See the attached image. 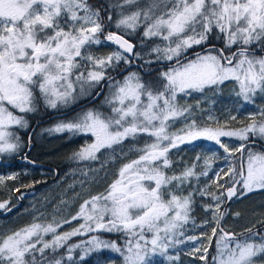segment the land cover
Instances as JSON below:
<instances>
[{
	"label": "snow or ice",
	"instance_id": "snow-or-ice-1",
	"mask_svg": "<svg viewBox=\"0 0 264 264\" xmlns=\"http://www.w3.org/2000/svg\"><path fill=\"white\" fill-rule=\"evenodd\" d=\"M125 6L135 10L126 14ZM107 7L121 9L114 21L119 32L105 34V17L88 0H0V154L19 151L20 138L8 129H27L26 115L36 113L41 102L47 109H69L81 98L92 96L94 87L105 79L109 83V94L104 98L108 112L82 109L48 131L92 137V142L71 158L100 161L101 169L131 152L137 154L122 163L105 193L92 196L80 206L72 217L84 219L79 228L60 235V225L32 224L0 235V264H62V258L48 256L46 250L55 252L73 236L101 231L122 233L125 242L121 245L92 236L85 242V255L103 250L117 254L107 258L109 264H116L117 259L120 264H154L156 256L178 260V256L168 255V250L184 242L177 237L183 236L181 229L191 219L196 192L189 190L191 181L208 174H197L196 163L175 170L171 154L183 144L207 140L224 153L241 154L239 173L234 167L226 173L232 183L226 189L229 200L237 195V184L245 190L241 195L264 189V150H254L258 141L264 144V108L250 114V122L243 128L227 130L200 126L195 118L189 122L193 107L181 106L177 100L178 94L203 93L227 80L238 83L237 96L246 103L264 94V55H257L258 51L264 53V0H121ZM106 20L113 22L111 11ZM142 25L144 38L165 42L151 49L149 55L154 53L155 60L135 52V45L125 38ZM214 32L217 38H224L225 49L236 47L230 56L220 49L218 54L197 53L195 59L181 63L189 49L206 45ZM108 42L117 50L104 57L93 55V46ZM133 59L143 60L140 67L146 68L148 75L150 66L161 60L175 61L178 67L161 71L149 80L136 71L122 81L107 75L108 69H118L121 62L130 65ZM181 118L185 126L179 133H170L169 128ZM208 120L219 123L212 115ZM138 137L148 140L140 146ZM222 137H235L243 143L232 150ZM213 157L205 159L209 168L208 160ZM216 175L219 177V173ZM4 179L0 177V182ZM206 194V189L199 190V195ZM212 198L216 201L213 218L219 227L223 214L217 213L222 201L215 194ZM6 206L7 202L0 203V209ZM212 210L213 205L205 206V211ZM216 231L212 229L213 236ZM220 231L215 264H256V258L264 256V233L249 228L245 230L248 235L241 239L222 228ZM42 233H51L52 240L45 242ZM208 239L211 241V237ZM81 246L70 245L67 259L72 260L71 253ZM200 259H206V255Z\"/></svg>",
	"mask_w": 264,
	"mask_h": 264
},
{
	"label": "rangeland",
	"instance_id": "rangeland-1",
	"mask_svg": "<svg viewBox=\"0 0 264 264\" xmlns=\"http://www.w3.org/2000/svg\"><path fill=\"white\" fill-rule=\"evenodd\" d=\"M117 18L118 16H116L115 19ZM112 26L116 29L114 22L112 23ZM128 33L131 34V31H129ZM141 35L143 37V31ZM152 39L155 40L154 45H152L148 49H142V51L140 52L141 55L144 56V58L155 56L154 53L149 55L151 49L156 44L163 45L165 43L159 38L154 37ZM92 48H96V46H93ZM164 62H169V61H164ZM225 83L228 84L229 91L226 94L225 100H224L227 102L228 105L224 108L225 115L223 116V122L225 120H231L230 116L248 118L250 114L256 113L258 109H260V108L256 109L255 108L256 105H253V103H256L257 101H259L264 108V94H257L254 97L253 103H246L242 99V97L237 96V92H239V85L235 80H227L224 82V84ZM222 85H219L218 87L220 88ZM218 87H214L211 90L205 89L203 93L192 92L190 95H184L182 93L178 94V98H177L178 103L181 106H185V103L190 101L192 97L199 98L200 100L204 101L205 105L210 110L213 108L214 102L219 101L216 99V96H215V94H219ZM37 95L39 94L37 93ZM101 104L105 105L104 100L102 101ZM215 113L216 111L215 112L210 111L205 114V119L209 122V126L211 127H213L211 124H216V122L208 120L209 115H212L213 117H215L217 121L220 120L219 116H217ZM54 125L41 131L42 135L41 134L40 135L43 137H46V139L49 141H51V139L48 136H60V137L65 136L66 140H69L73 137H77L80 139V142L76 145L75 152L78 151L81 147L85 146L86 144L92 142L93 138L90 136H82V135L74 136L68 133H53V132L48 131V129L52 128ZM184 126H185V121L183 120V118H181L172 124V126L169 128V132L179 133L180 130ZM8 130L15 133L18 130L23 131L25 129L19 128L18 126H12ZM227 130H231V129H227ZM41 139L43 138L41 137ZM221 139L224 143H226L229 146L230 149L234 150L238 148V145H239L238 141H240L239 139L235 137H222ZM138 140H139V145L142 146L144 142L148 140V138L138 137ZM20 143H21V146L24 145V143L21 140H20ZM125 144H126L125 151H127L128 146H129L128 142H125ZM203 146L205 147L204 148L205 155L202 156L199 160H197L196 158H192V161L193 163H196L197 165L196 167L197 174L203 171H207L208 174L206 176L199 175L198 180L196 178H193L191 181L192 189H189L190 191L193 189L198 190L200 179H205L210 174L211 171H212V175H211L212 184L216 183L218 185V180L221 177V175H225L226 173H228L229 169L232 167L236 168L234 164V161H235L234 155L236 154V151H232L231 154H228V153L220 154L219 146L216 145L212 141L204 142ZM213 153H216L215 157H213ZM11 154L12 153L0 154V157H1L0 161L1 159L2 161H4L5 157H9ZM55 154H56L55 152H51V156H55ZM71 155L73 156V154ZM136 155H137L136 153L131 152L128 154L126 158L116 161L114 163H109L105 165L103 169H101L100 161H87V160L80 161V160L74 159L76 163H73L74 165L72 167L66 168L64 171H62L61 176H59L58 178L56 177L54 178L53 174L51 176H47V179H49V181L45 183L44 185H42L40 189L31 191L27 195H23V199L25 200L26 204L21 209H19L16 212V214H14V216L8 218L7 220L6 219L0 220V235L11 234L12 232L16 230L22 229L26 226H30L32 224H41L45 226L48 224H53L54 226L60 225V227H57V234H60V235H63L64 233L71 232L74 229L79 228L81 224L85 223L84 219L80 218L77 220H72V217L77 215V213L79 212L80 206L84 203V201L89 200L92 196H95V195H89L90 187H92L93 185H96L97 182L102 181L103 179H106V177L109 178L110 180L112 179L110 182L111 184L113 180L116 179L117 172L119 168L122 166V163L127 162L128 160H131V159H135ZM226 156H228L227 160L225 159ZM208 157H213L208 160V165H210V168L205 165V159ZM174 166L177 172L183 168V166H177L176 163H174ZM38 173L40 176L45 175V172L42 170H40ZM38 173L35 172V174H38ZM104 173H106V177L103 176ZM217 173H219V177H217L216 175ZM9 176H15V175L0 174V177H4L6 180H8L7 177ZM238 176L239 175H237L235 178L237 179ZM4 180L0 182V185L4 183ZM221 183L220 185H223ZM239 186H240V194H239L240 197H245L247 196V194L249 195L253 191L255 192V191L261 190L260 188H256L251 192H246V194L241 195V193L245 192V190L242 188L241 185ZM205 189L207 193L209 192L211 194V196L212 194H215L217 196H220V199H221V194H219L220 192L218 191L216 192L214 189H210L208 184H205L202 188H200V190H205ZM201 197L204 198L205 195ZM215 203L216 201L214 200V203L212 204L213 205L212 211H205V206L210 205V204L202 203L204 204L203 205L204 215L205 214L206 216L209 215L210 218L208 219L206 217H203L202 224L200 225H194L191 222H188L187 224H190L189 225L190 231L188 234L184 232V230L186 229L184 225H187V224L183 225V228L181 229L183 231V236H178L177 239L182 240L184 242L180 244H176L174 247H170L168 250V255L178 256L179 259L176 261H169L166 259V257L156 256L153 258L154 264H204L203 263L204 259H200V257L205 256L204 249L205 248L207 249L210 245V240L208 238L211 237L212 239L214 237L212 233V229L215 228V225H216V220L213 218V212L215 211V207H214ZM217 216H218V213H217ZM229 220L232 222L231 225L233 226L234 221L232 220V218H230ZM252 220H253V216L251 215V213L247 214L245 221L251 222ZM65 221H71V223H65ZM205 221H207V224H205ZM243 224L248 226V228L251 226L250 224L248 225V222H244ZM101 232H104V231H101ZM98 233L100 232H90L85 235H79V237H82L84 240L77 241L74 244H81L83 246H81L80 248L74 249L73 252L81 251L80 254L79 255L77 254L75 257V255H73V252H72L71 253L73 257L72 260L67 259L68 257V254H67L65 258V262L63 264H81L82 261H84V259H87L88 258L87 256H89L90 253L88 255H85V247H86L85 242L88 241L92 236H96V234ZM42 235H43V239L45 242H50L52 240L51 233L49 234L42 233ZM75 237H78V236H73L71 237V239ZM189 237H195L196 239L194 240L188 239ZM204 237H207V239H204ZM218 239H216L214 243L215 246H216ZM68 242L69 240L66 243ZM69 246L70 245H68L67 248ZM37 247H40V245H37ZM216 255H217V252H216ZM82 256L84 257L83 260L80 259V257ZM110 256L115 257L113 256V254H110ZM262 257L264 256H260L256 258V264H264ZM94 264H109V262L108 260H102V261H99L98 263L95 262Z\"/></svg>",
	"mask_w": 264,
	"mask_h": 264
},
{
	"label": "trees",
	"instance_id": "trees-1",
	"mask_svg": "<svg viewBox=\"0 0 264 264\" xmlns=\"http://www.w3.org/2000/svg\"><path fill=\"white\" fill-rule=\"evenodd\" d=\"M119 2H121V0H88V3L95 8H99L101 10V15L105 17V25H106L105 34H107V32H119L117 29H115L112 26V23L114 22V19L116 18V16H118L121 9H119V8L109 9L107 7L109 4H116ZM134 10H135L134 7H129V6H125V9H124L126 14L131 12V11H134ZM109 11H111L113 14V22L112 23H109L106 20V17H107V14ZM143 30L144 29H143V25H142L135 32H131V34H129V33L125 34V37L135 44V47H136L135 52L140 53L142 51V49H148L149 47H151L155 43L154 39H146V38L142 37L141 33ZM206 45L215 46V47H218L220 49H224V54L226 56H230L231 53L236 50L235 46H233L232 49H225L224 38L223 37L217 38V34L215 32L209 38ZM194 48H196V49H194ZM197 49H198V46H194L192 49H189L187 52H189V51L191 52V51H194ZM210 51L212 52V54H218V52L215 50H208V51H206V53L210 52ZM257 55H264V53H261L258 51ZM145 59L155 60V56H150L149 58H145ZM135 62H137L139 65L143 64V60L135 59ZM159 62L160 61L153 63L150 66L151 69L155 68V71H153L151 73V75L142 73L137 67H131L130 72H133V71L140 72L145 80L154 79L158 75L159 72L165 71V68L163 69L160 67ZM144 70H147V69L144 68ZM218 89H219V91H218L219 94H215V96H216V99L219 101L214 102L213 108L210 109V111H213L214 109H216L213 112L216 111L215 114L217 116H219L220 120H219V123L212 124V126L216 127V128L224 127L226 129L243 128L246 124H248L250 122V120L248 118L237 117L236 120H225L223 122L224 108L228 105L227 102L224 101L225 96L229 91L228 90V84L225 83L220 88L218 87ZM253 105H256V107H255L256 109L257 108H263V106L261 105V103L259 101H257L256 103H253ZM44 109H45V107L41 103L39 106V110L36 113L27 114L26 119L27 120H33L36 118L40 119L41 114H43L42 112ZM97 109H99L103 112L109 111L107 106L101 104L100 102L97 106ZM36 120H38V119H36ZM70 145H71V143H69V141L66 139L61 140V144L59 142L51 144L46 148V151L47 150H59V148H61V153H56L55 156H49L46 158H41L38 161L49 166V167H51V168H54V169H58L60 166H61V170L72 167L74 165L73 163H76V162L74 161L73 158H71L72 155L69 152L70 151V148H69ZM234 156H235L234 164L236 167L235 169L238 173V171H239V156L237 154H235ZM171 159H172L173 163L177 164V166H183L184 167L185 165H191L193 163L192 156H190L188 154V148H186L184 146L180 147L179 150H174L173 154L171 155ZM211 175H212V171L210 172V174L205 179H200V184L198 185L199 189L196 190V192L194 194L193 211L191 213V219L189 220V222H191L194 225L202 224V218L203 217H206L208 219L210 218L209 215H207V216H206V214L204 215V213H203L204 212V206L203 205L205 203L210 204V205H212L214 203V200H213L212 196H210V193L208 195H205L204 198L199 195L200 188H202L206 183H208L212 189H214L216 192L217 191L220 192L219 194H221V191L223 190L224 186L218 187V185H220L221 182H222L221 184H224L226 187L231 184L230 177H229V175H226V174L221 175V177L218 180V185L216 183L212 184ZM103 176L106 177V173H104ZM25 180L26 179L24 178L23 181H25ZM111 180L106 177V179H103L102 181L97 182L96 185H93L92 187H90L89 195H98V194L105 193V190L107 189ZM38 181H39L38 175L34 174L32 177V183H37ZM7 187L10 188L11 185L8 184ZM7 187L0 185V199H2V200H4L6 198L4 193L6 192ZM250 201H253V203H250ZM202 203H204V204H202ZM220 211H221V209H220ZM250 213L253 216V220L251 222L245 221L246 215L250 214ZM263 214H264V190L249 194V195L245 196L244 198H242L241 200H239L238 202L232 204L229 208L228 213L226 214V212H225L224 216H226L227 220L232 218V220L234 221V225L232 226L233 229L231 231L236 232V233H242L243 234L242 238H244L248 235V233H246L244 231L248 228V226L244 225L243 223L248 222V225L250 224L251 226H252V224L255 225L254 223L259 224V223H261V221L257 219V216L263 215ZM218 216H219V214H218ZM189 225L190 224L184 225V227L186 228L184 230V232L187 234L190 231ZM215 228L217 229L216 235H214V237L211 239L210 245L207 248V253L205 254L206 259L203 260L204 264H215V262L213 261V257L216 256L217 248H216L214 243H215L216 239H218V237H220V231L217 228V223L215 225ZM96 236H99L103 240H109V241L115 240L121 245L125 242V237L122 233L100 232V233L96 234ZM204 239H207V237H204ZM80 240H84V239L82 237H79V236L72 238L69 240L68 243H66L63 247L58 248L55 252H52L51 249H47L46 255L51 256V257H56V258H62V264H63L65 262L66 255L68 254L67 249H66L67 246L74 244ZM80 252L81 251H75V252H73V255H75V257H76V255L77 254L79 255ZM110 254H113V256H115V257L117 256V254L111 253L108 250H103L100 252H91L89 254V256H87L88 258L84 259V261H82L81 264H94L95 262L98 263L99 261L107 260L106 258L109 257ZM262 260L264 263V257H262ZM116 264H120V261L118 259L116 260Z\"/></svg>",
	"mask_w": 264,
	"mask_h": 264
},
{
	"label": "flooded vegetation",
	"instance_id": "flooded-vegetation-1",
	"mask_svg": "<svg viewBox=\"0 0 264 264\" xmlns=\"http://www.w3.org/2000/svg\"><path fill=\"white\" fill-rule=\"evenodd\" d=\"M101 40L103 41V36H101ZM194 49H196V48H194ZM208 50H215V51L219 52L220 48L215 47V46H210V45H203V46L198 45L197 50H194L191 52L189 51V52H186L184 54L182 59L188 55H191V54H192V56H190L184 60L181 59V63H185L189 60L195 59V56L197 53L204 55V54H206V51H208ZM114 51H116V49L111 45L110 42L102 43L101 45L96 46V48L91 49V52L93 53V55L97 56V57L107 56L108 54H110ZM159 64H160V67L163 69L165 68V70H167L171 67L178 66L175 63V61L164 62L161 60L159 62ZM124 70H126V71H124ZM151 70L155 71V68H153ZM121 71H124V72L121 75H119V73ZM129 72H130L129 65H125L123 62H121L118 69H115V70H113L111 68L108 69L107 75L113 77L114 80H120L121 81V80H123L124 76H126ZM106 81H107V79L101 81L99 85H96L94 87V89L92 90V96L87 97V98H81L75 105L71 106L69 109L53 110V109L45 108L42 112L43 114H41L40 119L36 118L38 120H36V119L28 120L29 121V127L27 129H25L23 131L18 130L17 132H15V134L19 136L20 140L24 143V145L21 146L19 151L12 153L9 157H5L4 161H2V159L0 161V174L15 175V179H8V180L5 179L4 183L2 184L5 187H7L8 184H10L11 187L6 188V192L4 193L6 198L4 200L0 199V202H2V203L7 202L6 208L3 210L0 209V215L9 209H13V210L6 217L0 216V220H2V219L7 220L8 218L14 216V214H16V212L26 204L25 200L23 199V195H27L31 191L40 189L42 185H44L45 183H47L49 181V179H47V176H51L52 174L54 176L53 171L50 169H46L42 166L35 168L33 166H30V165L23 163L24 160H31V161H34L35 163L40 164V165H45V164L39 162L38 160L41 158H46V157L51 156V152L61 153V148H59V150H47V151H46V148L49 145L54 144L56 142H59L61 144V139H66L65 136H61V137L60 136H48L46 134L51 139V141H49L46 139V137L41 136L42 135L41 131L47 129L48 127H50L56 123H58L62 119L71 118L73 115L80 112L82 109L97 108L99 102L102 103L105 96L109 94V83H108V81L107 82ZM102 87H103V93H102L101 97L99 99H97L96 101H94L93 103L85 105V103H87L91 98H93L95 96V92H98L99 90H101ZM197 101H199V107L198 108L196 107ZM188 105H191L194 109L193 116L189 117V122L192 118H195L197 120L198 125L209 126V122L205 119V114L210 112V110L205 105L204 101L200 100L199 98H193L192 97L190 99V101L185 103V106H188ZM61 114H66V115L61 116ZM224 115L225 114L223 113V116ZM32 129H34V131H33V134L31 136V139L29 142L28 137H29V134H30ZM237 129H240V128H234L231 130H237ZM41 137L43 139H41ZM68 141H69V143H71V145L69 147L70 148L69 152H70V154H73L76 150V145L80 142V139L77 137H73V138L69 139ZM206 141L207 140H198V141H194L191 144H185L182 146L188 148V154L190 156H192V158H196L197 156H199L201 158L202 156L205 155V150H204L205 147L203 146V144ZM238 142H239V145L241 143H243V141H238ZM30 143L32 146H31L30 151H28V146ZM239 145H238V147H239ZM263 147H264V144H262L258 141L255 144L254 150L260 151V150H263L262 149ZM219 153L225 154L223 149H220ZM236 154L239 156L240 153L236 152ZM245 157H246V153H245ZM40 170L45 172L44 176L39 175L38 172ZM55 170L57 171V177L56 178H58L59 176H61V172L64 171L65 169L61 170V166H60L58 169H55ZM35 172L38 173L37 175L39 177V181L37 183H32V177L35 174ZM43 177H45L46 179ZM24 178L26 179L25 181H23ZM33 184H42V185L39 187H36L32 190H29V191H20L19 193H17L19 189L26 187V185L29 186V185H33ZM206 184H208V183H206ZM231 185H232V183L227 187L224 184L222 185V186H224L223 190L221 191V194H223V195H221L222 203L220 205L219 212H218V214H223V218L219 220V226L226 232H232L231 230L233 229V227L231 225L232 223L230 222V220L229 219L227 220L226 216H224V213L226 212V214H227L229 211V208L232 204H234V203L238 202L239 200H241L242 198H244V197H240V195H239L240 194V186H239L237 197L235 199H233L232 201H230V203L228 205H226V198H225L224 193H225V190L228 187H230ZM208 186L210 187V189H212L209 184H208ZM262 190H264V189H261L260 191H262ZM255 192H258V191H255ZM255 192L253 191L252 193H255ZM252 193H250V194H252ZM210 196H211V194H210ZM250 203H253V201H250ZM19 204H20V208L16 207ZM220 209H221V211H220ZM257 219L260 220L261 223H259V224L254 223L255 225L252 224V226H250L249 228H251L253 230V232L259 231L261 233H264V214L259 215V217L257 216ZM217 228L220 231L219 227H217ZM249 228H247V229H249ZM233 233H235L238 238H242V236H241L242 233H236V232H233ZM220 235H221V231H220Z\"/></svg>",
	"mask_w": 264,
	"mask_h": 264
},
{
	"label": "water",
	"instance_id": "water-1",
	"mask_svg": "<svg viewBox=\"0 0 264 264\" xmlns=\"http://www.w3.org/2000/svg\"><path fill=\"white\" fill-rule=\"evenodd\" d=\"M126 39H127V38H126ZM128 40H129V39H128ZM129 41H130V40H129ZM130 42L133 43L132 41H130ZM133 44H134V43H133ZM111 45L117 50V46H116L115 44H112V43H111ZM134 45H135V44H134ZM135 50H136V47L134 48V51H135ZM126 55H127V54H126ZM190 56H192V54H191V55H188V56H186V57H184L182 60H184V59H186V58H188V57H190ZM140 66H141V65H139V64H137L136 62L133 61V63L129 65V69H130L131 67H137V68H139V70H141L142 73H145V74H146L147 71H145L144 69H142ZM124 71H126V70H124ZM124 71H121V72L119 73V75H121ZM153 71H154V70H151V73H152ZM106 82H107V81H106ZM98 92H100L101 95H102V93H103V87H102V89L99 90ZM101 95H99L98 97H97V96H94V97L91 98L87 103H85V105L93 103L94 101H96L97 99H99V98L101 97ZM64 115H66V114H61V116H64ZM33 131H34V129H32L31 132H30V134H29V137H28L29 142H30L31 136H32V134H33ZM31 146H32V145H31V143H30L29 146H28V151H30ZM262 149L264 150V147H263ZM23 163H25V164H27V165H30V166H33V167H35V168H36V167L38 168V167L42 166V167H44V168H46V169H50V170H52L53 173H54V178L57 177V171H56L55 169L51 168V167H48L47 165H40V164L35 163L34 161H31V160H24ZM241 163H242L241 154H239V171H240ZM239 179H240V177L238 176V177H237V180H239ZM41 185H42V184H33V185L26 186V187H24V188H22V189H19L17 193H19L20 191H29V190H32V189H34V188H36V187H39V186H41ZM231 186H232V185H231ZM231 186H230V187H231ZM238 187H239V184L236 185V188H237V189H238ZM237 194H238V191H237ZM224 195H225V198H226V205H228V204L230 203V201H232L233 199H235V198L237 197V195H236V196L232 197V198L229 200V199L227 198L226 190H225ZM19 206H20V205H18V206H16V207H19ZM12 210H13V209H9V210H7L6 212H4L3 214H1L0 216H2V217H6V216H7ZM219 229H221L220 226H219ZM223 231H224V230H223ZM224 232H225V233H229V234H233V232H226V231H224Z\"/></svg>",
	"mask_w": 264,
	"mask_h": 264
},
{
	"label": "bare ground",
	"instance_id": "bare-ground-1",
	"mask_svg": "<svg viewBox=\"0 0 264 264\" xmlns=\"http://www.w3.org/2000/svg\"><path fill=\"white\" fill-rule=\"evenodd\" d=\"M49 167V166H48Z\"/></svg>",
	"mask_w": 264,
	"mask_h": 264
}]
</instances>
